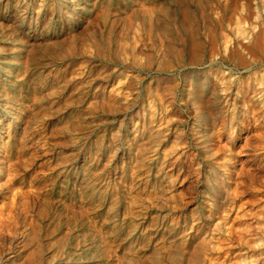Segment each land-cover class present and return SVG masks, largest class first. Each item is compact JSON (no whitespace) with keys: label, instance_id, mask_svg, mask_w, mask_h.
I'll use <instances>...</instances> for the list:
<instances>
[{"label":"rangeland","instance_id":"obj_1","mask_svg":"<svg viewBox=\"0 0 264 264\" xmlns=\"http://www.w3.org/2000/svg\"><path fill=\"white\" fill-rule=\"evenodd\" d=\"M263 21L264 0H0V264H264Z\"/></svg>","mask_w":264,"mask_h":264},{"label":"bare ground","instance_id":"obj_2","mask_svg":"<svg viewBox=\"0 0 264 264\" xmlns=\"http://www.w3.org/2000/svg\"><path fill=\"white\" fill-rule=\"evenodd\" d=\"M261 25V24H260ZM261 27V29H259V30H261L260 31V33L259 34H256L255 36H254V40H253V43H251V44H249V47H247V49H244V52H245V54H246V56H247V58H251V61H257V58H260L259 57V55L257 54V53H260L259 52V50L261 49V48H264V43H261V39L260 38H262V35H264V33H263V30H264V21H263V24L260 26ZM259 27V28H260ZM256 28V27H255ZM259 32V31H258ZM260 37V38H259ZM264 37V36H263ZM262 42H264V38H263V41ZM261 51V54L263 53V51H264V49H263V51L262 50H260ZM261 60V59H260ZM254 75H256V73H254ZM254 75H253V77H254ZM238 83V82H237ZM237 83L236 82H231V86H235V87H238L239 86V84L237 85ZM232 87H228V88H225V89H223L224 90V93L226 94V96H225V98H224V102L225 103H227V104H229V95H228V92H229V90L231 89ZM250 88H251V91L252 92H255L256 93V95H258V96H260V98L262 99L263 98V100H264V77H263V75L262 76H258L257 77V75L254 77V79H253V81H252V83H250ZM259 98V99H260ZM230 106V105H229ZM230 108H231V106L229 107V111H230ZM228 122H230V124L229 125H231V127L233 126V122H234V117L232 116V118L230 119V120H228ZM6 169L5 168H2V169H0V179L3 177V176H5L6 175ZM245 172H242L241 174H244ZM250 174V173H249ZM241 181V180H240ZM239 180L235 183V187H234V189H233V191H232V195H234L235 196V201H234V203L235 204H237V202L238 201H236V198H237V196L241 193V186H242V183L243 182H240ZM218 187L216 186V189H217ZM215 189V190H216ZM219 190V189H218ZM216 227L217 228H220V224H217L216 225ZM262 240V239H261ZM211 241L212 242H214L215 241V238L214 237H212L211 238ZM260 241V240H259ZM258 241V243H257V245L258 246H261V245H263L264 244V240H262V241H260L259 242ZM14 248V247H13ZM15 248H17L16 246H15ZM207 248V247H206ZM208 249V248H207ZM14 252H15V249H14ZM246 264H252V262L251 261H247L246 260Z\"/></svg>","mask_w":264,"mask_h":264}]
</instances>
